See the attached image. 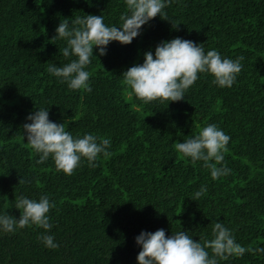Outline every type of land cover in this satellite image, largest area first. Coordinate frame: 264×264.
Instances as JSON below:
<instances>
[{
	"label": "trees",
	"instance_id": "trees-1",
	"mask_svg": "<svg viewBox=\"0 0 264 264\" xmlns=\"http://www.w3.org/2000/svg\"><path fill=\"white\" fill-rule=\"evenodd\" d=\"M125 11V0H0V215L19 219L16 196L46 195L56 205L47 234L59 244L45 247L38 239L45 230L35 225L0 230V264H138L142 231L186 230L210 240L215 222L242 246L264 248V0H172L169 21L157 16L131 44L111 42L105 56L94 49L86 68L91 92L46 70L69 62L60 52L66 40H52L61 20L103 15L119 27ZM175 37L204 44L205 53L243 55L233 86L199 74L179 102L129 96L121 74ZM41 107L74 137L109 138L111 155L101 154L96 167L82 158L71 175L51 157L37 164L22 125ZM213 123L231 137L224 163L232 171L215 180L202 161L193 164L174 147ZM21 177L30 183L20 185ZM202 185L206 194L192 200ZM219 264H264V253Z\"/></svg>",
	"mask_w": 264,
	"mask_h": 264
},
{
	"label": "clouds",
	"instance_id": "clouds-1",
	"mask_svg": "<svg viewBox=\"0 0 264 264\" xmlns=\"http://www.w3.org/2000/svg\"><path fill=\"white\" fill-rule=\"evenodd\" d=\"M125 2L127 11L121 14L119 27L106 25L103 15L85 14L61 20L56 28L57 35L52 40H66L67 46L60 52L69 62L62 66L50 64L46 70L61 78V82H66L72 90L91 92V73L86 68L91 64L94 49L98 48L99 55L105 56L111 42L131 44L142 34L143 26L157 16L169 21L165 9L172 0ZM173 28L178 30V26L173 25ZM244 59L243 55L235 59L222 57L215 49L205 53L204 44L175 37L157 44L154 54L152 50L146 51L143 63L133 65L121 76L124 85L131 89L128 95H135L144 103L157 100L161 103L179 102L184 100L186 91L198 80L199 74L212 75V82L222 88L232 87L242 71ZM26 119L30 123H24L22 129L28 146L39 154L37 164H43L51 157L58 171L71 175L80 166L82 158L87 160L89 167H96L101 154L105 158L111 155L108 151L111 146L109 138L94 134L74 137L65 129L64 123L50 120L47 108H38ZM230 140V135L213 123L174 147L178 153L190 158L193 164L202 161L203 167L210 170L215 180L232 171L224 163ZM26 183L30 181L22 177L19 179L20 185ZM206 192L207 187L202 185L191 199L197 201ZM55 207V202H50L46 195H41L39 200L16 196L15 208L20 210V217L17 219L7 213L0 215V230L14 233L17 228L35 225L45 230L38 236L45 247L57 249L59 244L54 236L47 234L53 227L48 213ZM135 239L142 249L137 256L138 264H219L220 260L229 257H243L246 252L264 253L261 247L242 246L236 241L233 231L221 222L214 223L210 240L201 237L197 241L186 230L168 236L162 228L155 232L142 231Z\"/></svg>",
	"mask_w": 264,
	"mask_h": 264
}]
</instances>
